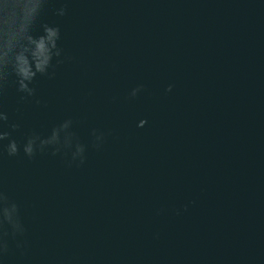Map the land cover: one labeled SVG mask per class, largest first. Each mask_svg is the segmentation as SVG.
Wrapping results in <instances>:
<instances>
[{
    "label": "water",
    "instance_id": "95a60500",
    "mask_svg": "<svg viewBox=\"0 0 264 264\" xmlns=\"http://www.w3.org/2000/svg\"><path fill=\"white\" fill-rule=\"evenodd\" d=\"M42 24L51 77L21 99L0 69V264H264V0H42ZM64 120L82 163L23 154Z\"/></svg>",
    "mask_w": 264,
    "mask_h": 264
},
{
    "label": "clouds",
    "instance_id": "9594fccd",
    "mask_svg": "<svg viewBox=\"0 0 264 264\" xmlns=\"http://www.w3.org/2000/svg\"><path fill=\"white\" fill-rule=\"evenodd\" d=\"M42 0H0V69L10 68L11 74L15 77L16 91L21 93V99L24 96L31 97L34 77L37 74L51 77V63L56 58L55 63H61V48L57 41L60 39V32L57 26L42 24L39 34H32V26L36 21ZM57 15H63L61 7ZM169 86L165 91L170 90ZM142 86L133 87L128 92L129 98H135L140 92ZM6 116L0 112V122L4 121ZM145 121L139 120L137 127L143 126ZM71 124L70 120H64L58 126H53L45 138L36 135L29 136L21 146V151L26 157H32L34 151H41L46 148L51 149V155H56L61 149H71L70 158L72 161L79 159L83 162L84 147L80 143L75 145L71 142L72 133L67 131ZM16 124H11L10 128L15 130ZM90 135L94 139L96 146L102 140V135L92 130ZM9 136L8 131L0 129V142H3ZM0 148L8 156L17 154V142L8 139L6 145L0 144ZM0 215L5 222H9V209L0 208Z\"/></svg>",
    "mask_w": 264,
    "mask_h": 264
}]
</instances>
